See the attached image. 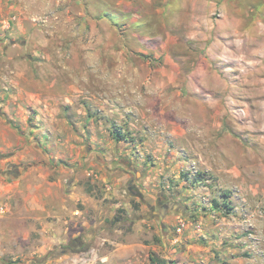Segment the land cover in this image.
Returning <instances> with one entry per match:
<instances>
[{"label": "rangeland", "instance_id": "374dc122", "mask_svg": "<svg viewBox=\"0 0 264 264\" xmlns=\"http://www.w3.org/2000/svg\"><path fill=\"white\" fill-rule=\"evenodd\" d=\"M16 1L0 7V94L25 96L29 127L38 109L64 119L40 142L57 165L79 153L100 204L85 248L33 234L0 242V264H264V0ZM130 178L169 201L162 220Z\"/></svg>", "mask_w": 264, "mask_h": 264}, {"label": "crops", "instance_id": "0c3cea01", "mask_svg": "<svg viewBox=\"0 0 264 264\" xmlns=\"http://www.w3.org/2000/svg\"><path fill=\"white\" fill-rule=\"evenodd\" d=\"M8 1L10 4L14 2L16 6L22 4L16 0H0V7L1 4L3 7L8 6ZM42 1L35 2L33 7H45L47 2L45 4ZM36 19L32 21L37 23ZM5 31L6 27L1 26L0 40H4L1 45H5L8 40L3 38L6 35ZM35 31L37 32V29H34V34ZM26 36L27 30L20 20H17L13 25L10 39ZM35 36L37 37L36 34ZM23 99H25L23 94L21 96L0 94V242L21 244L20 240L26 242L34 234L51 246L62 243L71 248L73 246L85 248L84 237L92 240V230H97L95 229L97 220L90 219L89 213L91 210L98 211L100 201H96L93 188L86 185L87 182L82 176L80 167H83V164L78 160L79 153L75 157L72 156L73 168L57 165L52 162L53 154L46 150L51 148L48 140L46 143L40 142L42 134H46L44 130H47L50 136L55 131L54 138H57L59 133L67 132L63 124L64 119L60 122V129L52 128V125H59V114L56 116L38 109L35 115L37 127H29L28 116L22 106ZM40 121L42 122L39 123ZM38 123L41 124L39 127ZM81 124L87 126L88 131L91 129V123L87 119H82ZM31 134H38V137L34 139ZM70 138L78 141L76 137ZM55 141L52 145H59ZM86 162L84 160V163ZM107 169L109 177L113 179V194L122 192L117 183L120 178L111 176L117 174L118 170L110 166ZM132 172L135 174V171ZM102 179L108 181L106 177ZM131 180L133 179H129L125 188L128 192H131L128 188ZM133 184L136 187L132 189L133 194L140 195L139 198L143 197L142 188L137 183ZM160 219L162 220V216ZM94 238L98 239L97 235ZM129 248V255L132 257V254L139 256L138 253L147 252L149 246L138 242Z\"/></svg>", "mask_w": 264, "mask_h": 264}, {"label": "flooded vegetation", "instance_id": "af4514ba", "mask_svg": "<svg viewBox=\"0 0 264 264\" xmlns=\"http://www.w3.org/2000/svg\"><path fill=\"white\" fill-rule=\"evenodd\" d=\"M133 183H137V181L134 180V178H133V180H131V182H130V184L128 186L129 190H132L133 188H136ZM140 198L143 200V203L146 204V206L148 208V211L150 213H153L154 214V218H155V216H157V218L159 220H161L160 218H161L162 212L163 211H167L170 208L169 201L163 202L161 199H159L158 202H157V205H151L143 197H140ZM155 206H157V207H155ZM76 242H78V241H76ZM67 249L70 250V246H63V247H61V253L64 254L67 251Z\"/></svg>", "mask_w": 264, "mask_h": 264}, {"label": "trees", "instance_id": "16d2710c", "mask_svg": "<svg viewBox=\"0 0 264 264\" xmlns=\"http://www.w3.org/2000/svg\"><path fill=\"white\" fill-rule=\"evenodd\" d=\"M114 136H115V138L118 139V140H120V139H125L124 136H123L121 133H119V132L115 133ZM224 197L228 198V196H224ZM213 205H214V207H216V208H218V207L221 206V205L218 204V202H216V201H213ZM222 206H226V205H225V204H222ZM121 212H122V211H120V210L117 211V213H121ZM121 220H122V217L115 216V217L113 218L112 221H113V222H119V221H121ZM150 260H151V263H153V264L156 263L155 260H153L151 257H150Z\"/></svg>", "mask_w": 264, "mask_h": 264}, {"label": "built area", "instance_id": "2783aa9c", "mask_svg": "<svg viewBox=\"0 0 264 264\" xmlns=\"http://www.w3.org/2000/svg\"><path fill=\"white\" fill-rule=\"evenodd\" d=\"M12 19H14V18H12ZM3 25H4V27H6L8 29L10 24H9V22H4ZM178 231H180V229H178Z\"/></svg>", "mask_w": 264, "mask_h": 264}, {"label": "water", "instance_id": "95a60500", "mask_svg": "<svg viewBox=\"0 0 264 264\" xmlns=\"http://www.w3.org/2000/svg\"><path fill=\"white\" fill-rule=\"evenodd\" d=\"M13 43V42H12Z\"/></svg>", "mask_w": 264, "mask_h": 264}]
</instances>
